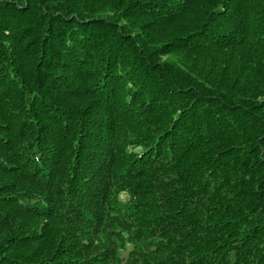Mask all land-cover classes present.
Wrapping results in <instances>:
<instances>
[{
	"label": "trees",
	"instance_id": "trees-1",
	"mask_svg": "<svg viewBox=\"0 0 264 264\" xmlns=\"http://www.w3.org/2000/svg\"><path fill=\"white\" fill-rule=\"evenodd\" d=\"M0 264H264V0H0Z\"/></svg>",
	"mask_w": 264,
	"mask_h": 264
}]
</instances>
